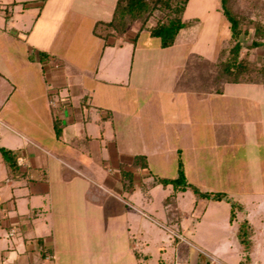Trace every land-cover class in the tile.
<instances>
[{
  "label": "crops",
  "instance_id": "0c3cea01",
  "mask_svg": "<svg viewBox=\"0 0 264 264\" xmlns=\"http://www.w3.org/2000/svg\"><path fill=\"white\" fill-rule=\"evenodd\" d=\"M52 1L10 0V15L7 4L0 1V264H65L64 256L72 253L76 223L83 229L82 242L97 237L96 244L108 250L110 238L116 237L126 252L119 261L137 264V251L146 249L151 238L149 224L130 213L137 210L131 197L141 182L126 191L118 174L115 179L112 173L114 162L120 169L134 171L131 155L118 154L114 128L129 119L130 112L125 105L122 109L124 103L109 101L114 92L106 89L120 86V94L142 86L136 78L132 81L138 60L136 42L130 50L125 48L133 27L124 37L94 38V54L87 55V60L92 55L93 63L79 67L69 55L75 33L60 39L63 20L54 14L61 8L48 6ZM116 1L68 0L66 9L75 20L88 18L94 33L97 22L112 18ZM15 9L21 15L16 17ZM48 56L57 63L50 64ZM228 84L222 93L208 94L224 97ZM56 97L60 102L54 111ZM81 143L85 148L79 147ZM2 148L15 155L14 172L8 171ZM142 216L147 218L145 213ZM168 229L162 242L170 232L183 239L181 229ZM102 248L99 252H107ZM99 259L100 255L93 260Z\"/></svg>",
  "mask_w": 264,
  "mask_h": 264
},
{
  "label": "rangeland",
  "instance_id": "374dc122",
  "mask_svg": "<svg viewBox=\"0 0 264 264\" xmlns=\"http://www.w3.org/2000/svg\"><path fill=\"white\" fill-rule=\"evenodd\" d=\"M0 1L7 4L5 11L10 15L13 9L9 7L10 0ZM67 1L54 0L47 4L61 8L54 14L63 20L60 39L66 34L72 38L75 33L69 55L75 64L85 67L87 63H93L92 55L87 60L89 52L94 54L93 39L102 38L90 32L88 18L75 20L66 9ZM16 10L14 15L17 17L21 14ZM29 14L31 11L27 12ZM156 16L162 14L156 12ZM24 18L28 22L27 17ZM183 19L185 28L178 34L176 42L166 48L146 30H142L137 38L140 22L133 24L125 48L130 50L136 42L138 60H135L132 81L136 78L142 86L139 91L127 89L120 94V86L106 87L107 91L114 92V98L109 101L114 105L124 103L122 109L125 105L130 112L129 119L124 118L121 124L114 126L118 154L126 157L124 152L133 159L145 154L148 162V168L143 169L145 173L130 165L139 176L137 180L134 177V182H141L131 197L137 210H130V213L135 217L139 215L140 221L149 224L148 231L151 232L149 246L134 255L137 264H241L237 229L239 222L247 218L254 229L253 264H264V87L229 83L224 97L208 94V88L212 86L209 63L216 60L221 46L229 38L228 21L222 13L220 0H190ZM75 26L77 28L72 29ZM242 41L245 46L249 45L251 36H242ZM245 50L246 47L243 52ZM48 57L49 63L55 61ZM41 58L45 59V56ZM263 58L264 48L253 50L252 60L262 62ZM66 68L72 70L71 65ZM179 90H193L194 93ZM56 98L52 102L54 111L60 102ZM254 98H259L261 103L257 104ZM137 115L138 121L135 120ZM179 159L187 181L200 191L224 192L244 206L236 220L231 221V205L225 200H211L186 189L176 192V201L171 205L165 198L174 193L172 185L146 187V182L153 178H176ZM112 167L115 179H118L116 174L121 177L120 164L114 162ZM126 197L129 196L126 194ZM167 204L171 208L166 207ZM171 209L175 219L169 223ZM144 213L147 218L142 216ZM178 218L180 223L177 224ZM168 227L181 229L183 239L170 232L169 238L162 242ZM82 231L79 223L72 227V253H68L71 262L65 255V264H125L124 259L119 261L126 252L118 238H110L108 252L106 246L102 248L96 244L97 237L89 243L82 242ZM100 248L107 252H99ZM97 254L102 260L95 262Z\"/></svg>",
  "mask_w": 264,
  "mask_h": 264
},
{
  "label": "trees",
  "instance_id": "16d2710c",
  "mask_svg": "<svg viewBox=\"0 0 264 264\" xmlns=\"http://www.w3.org/2000/svg\"><path fill=\"white\" fill-rule=\"evenodd\" d=\"M190 0H117L114 6L112 18L109 21L97 22L93 32L100 38L107 40L110 36L125 35L130 27L140 22L138 34L142 30L148 31L152 37L159 39L160 46L170 47L176 42L180 31L185 28L183 19ZM221 10L230 30L229 38L221 46L217 58L210 65V92L222 93L227 83L264 84V58L262 62L251 59L253 50L264 48V0H220ZM156 12L162 14L156 16ZM155 19V23H152ZM137 34V35H138ZM242 36H251V42L245 46ZM246 47L245 52H243ZM59 133V128L56 129ZM2 156L6 162L8 171L14 172L17 167L16 157L11 150L2 148ZM135 168L146 169L148 162L145 155H138L133 159ZM120 181L124 190L134 186V171L121 169ZM158 184L165 187L172 185L174 193L165 198L166 203L174 205L178 190L191 189L198 195L211 200H225L231 205V221L237 219L238 212L244 211V206L233 200L224 192L200 191L189 183L183 170V163L179 159V175L176 178L158 177L146 182L147 188ZM171 208V206L166 205ZM168 208V209H169ZM173 210L169 211L172 223L175 218ZM174 218V219H172ZM179 218L176 223L179 222ZM254 229L247 218L239 222L237 239L241 248V264H253L252 252Z\"/></svg>",
  "mask_w": 264,
  "mask_h": 264
},
{
  "label": "built area",
  "instance_id": "2783aa9c",
  "mask_svg": "<svg viewBox=\"0 0 264 264\" xmlns=\"http://www.w3.org/2000/svg\"><path fill=\"white\" fill-rule=\"evenodd\" d=\"M50 257V256H49Z\"/></svg>",
  "mask_w": 264,
  "mask_h": 264
}]
</instances>
